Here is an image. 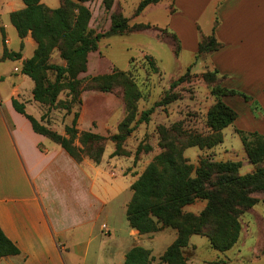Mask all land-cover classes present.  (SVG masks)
<instances>
[{
    "label": "crops",
    "instance_id": "1",
    "mask_svg": "<svg viewBox=\"0 0 264 264\" xmlns=\"http://www.w3.org/2000/svg\"><path fill=\"white\" fill-rule=\"evenodd\" d=\"M162 2L170 24L163 21L162 28L150 22L143 24L174 34L180 49L177 55L172 49L173 55L175 58L186 55L190 70L197 60L201 36L214 32L221 48L198 58L207 60L218 72L225 88L246 95L257 107L254 115L249 109L250 103L242 97L222 98L237 114L230 126L235 134L241 131L263 136L264 0H203L198 8L194 7L196 0H161L146 7L134 21L148 9L160 7ZM23 8L20 0H0V229L19 251L17 255L0 258V264H124L126 253L134 246L150 251L154 258L151 264H161L158 258L176 239V232L163 229L140 235L129 227L125 216L132 196L130 187L153 156H144L137 163L132 157H112L114 145L108 141L98 164L87 158L76 162L59 145L35 133L29 121L14 110L13 99L24 104L25 112L36 120L45 113V107L32 99V80L21 74L23 63L33 56L36 43L30 34L21 41L9 19L10 13ZM185 11L194 14L190 18L198 22V30L192 33L186 32ZM176 21L181 23L175 24ZM149 31L158 41L163 40L156 35L159 31L140 33ZM5 51L21 56L17 60L3 59ZM114 68L99 50L89 53L87 69L80 77L109 74ZM81 99L78 131L102 137L117 133L124 116L120 101L99 92L83 93ZM231 99L246 104L242 115L229 105ZM87 105L91 106L92 113L84 109ZM28 106L36 107V113H29ZM51 129L64 134L62 126ZM212 150L220 155L214 161L240 163L239 175L254 171L243 145L233 154L217 148ZM205 152L197 149L193 156L184 157L198 166ZM205 206V201L197 200L183 211L198 215ZM241 226L236 244L224 253L212 250L207 238L191 236L184 253L190 258L189 264L215 261L231 264L234 259L240 264H264V201L242 215Z\"/></svg>",
    "mask_w": 264,
    "mask_h": 264
},
{
    "label": "trees",
    "instance_id": "2",
    "mask_svg": "<svg viewBox=\"0 0 264 264\" xmlns=\"http://www.w3.org/2000/svg\"><path fill=\"white\" fill-rule=\"evenodd\" d=\"M20 1L24 8L10 13V22L21 41L30 34L36 43L33 56L23 63L21 74L29 77L34 84L33 101L47 110L40 120H36L25 112L24 104L13 99L14 110L29 121L35 133L59 145L76 162L87 158L98 164L106 141L114 143L112 157L130 156V152L124 148L127 135L140 124L147 123L154 108L166 106L176 98L166 94L136 119V103L142 95L134 81L135 60L130 59V67L126 71L113 69L109 74L86 79H79L78 76L87 69L89 53L98 51L99 42L105 37L147 30L159 31L161 36L158 38H169L177 55L180 46L176 36L149 24L130 25L129 20L118 11L111 14L110 27L106 32L95 33L89 28L91 12L85 5L95 0H60L59 7L55 9L48 8L41 0ZM160 1L141 0L133 16L137 17L146 7ZM102 3L110 11L113 0H102ZM220 48L221 44L214 32L209 36L202 35L197 57L214 53ZM53 52H58L62 64L50 61ZM20 56V53L5 51L3 59L17 60ZM144 59L154 73L159 72L152 57L145 56ZM188 72L190 68L185 75ZM185 75L173 82L171 88L182 81ZM217 75L218 72L214 70L212 73H203L202 77L207 84H213L217 81ZM220 82V85L216 84L212 88L217 101L206 114L207 131L185 132L179 124L159 128L158 146L161 152L130 187L132 196L125 216L131 229L140 235L153 234L166 228L176 230V239L158 258L161 264H187L183 249L194 235L206 237L211 249L219 253L230 250L241 233V216L260 201L259 196L264 197V135L236 131L247 160L254 167L250 174L239 175L241 164L238 162L200 158L198 166H194L184 157V152L189 148L211 150L223 142L222 131L233 124L237 114L223 103L222 98L239 96L245 101L250 100L242 93L225 88L222 79ZM117 86L123 90L125 116L116 134L105 138L91 132H79L76 129L78 112L74 113L71 124L64 127L63 135L49 126L48 114L56 109L64 110L65 115L70 114L72 105L80 104L82 92H112ZM63 92H66L67 100H59ZM140 148H137L136 154ZM197 200L206 202L205 208L198 215L183 211L185 206ZM17 254L18 249L0 229V258ZM153 261L149 250L134 246L126 253L124 264H151Z\"/></svg>",
    "mask_w": 264,
    "mask_h": 264
},
{
    "label": "rangeland",
    "instance_id": "3",
    "mask_svg": "<svg viewBox=\"0 0 264 264\" xmlns=\"http://www.w3.org/2000/svg\"><path fill=\"white\" fill-rule=\"evenodd\" d=\"M140 1L141 0H118L117 2H115V0H113L110 11H107L105 9L102 0H95L91 3H86V7H88L89 11L91 12L89 28L95 33L106 32L110 27L111 14L115 11L123 13V15L129 20V24L150 22L160 28L164 27L163 21H166V23L170 24L171 19L165 17V9L163 7L165 5V2H162V5H160V7L156 6L153 9H148V11L144 13V15L138 17L134 21L133 18L135 16H133V14ZM202 1L203 0H196V4H194V7L198 8L199 6H201L200 3ZM45 2H47L48 4H46ZM45 2L43 4L51 9H55L54 7L57 8L60 5V0H45ZM187 3L188 1H186V6H188ZM173 8L175 9L176 7L174 6ZM185 12L187 13V20L183 21L184 15L181 16L182 18L180 20L185 23L186 32L192 33L193 30H198V22H195L194 19L191 20L190 18L194 14L188 13L187 11ZM177 23L180 24L181 22L176 21L175 24ZM201 27H204L203 23H201ZM156 35L157 37L161 36L160 33H156ZM162 39V41H158L156 38L152 37V31H149L146 33H130L127 35H114L105 37L100 40L98 45V51L100 50L102 55L109 59L110 62H112V64H114L116 69L119 71H126L127 69H129L130 59L135 60L136 72L134 73V81L142 95V98H140L136 103V119L139 118L142 112L150 110V108H152L154 104L161 98H163L166 94L168 95V97L176 98V100L166 106L154 108L148 116L147 123L140 124L136 129L133 130L131 134L127 135L128 137L125 141L124 148L126 145L129 147L128 149L126 146L125 150H127V152H130V156L118 157H132L135 163L141 161L144 156H153L154 158L161 152V149L158 146L160 138L159 128L161 127L169 128L173 124H179L180 128L185 132L205 133L207 131L206 114L217 101L212 93V88L214 87V85H220L221 83L220 76L218 75L215 77V80L217 78V81H215V83L213 82V84H207L203 80L202 74L205 72L212 73L214 69L211 68L207 60H203L198 57L197 60L193 62L195 64H193V66L191 67L188 75H185L188 65H191L187 64L189 59L184 54H181L179 58H175L172 51L173 48L171 45V40H169V38L165 36ZM149 55H151L157 62L160 73H154L150 69L148 63L145 61L144 57ZM50 61L52 63L62 64L58 57V52H53ZM81 74H79L78 76L79 79L89 78H81ZM183 75H185L183 80L177 82V84L171 88V84L173 82H176ZM122 91L123 90L120 86L115 87L112 92H101L94 90L84 91L80 95V104L78 105L74 103L71 107L70 114L65 115V111L61 109L52 110L48 114L49 126L65 127L66 125H70L74 113L78 112V114H80L82 108L81 106L83 105L81 99L83 93L99 92L103 94H109L111 96H114V98L120 101L123 105ZM59 100H67L66 92H63L59 95ZM247 102L250 103L251 101L249 100ZM229 105L236 109V111L240 115H242V111L246 109V104L242 101H237V99H231L229 101ZM44 109L45 111L47 110L46 107ZM84 109L88 112V114L92 113L91 111H89L91 110L90 105H87ZM249 109H251V112L255 115L257 111L256 103H250ZM27 110L29 113H36V107L35 109H33L32 107L28 106ZM121 121L119 123H121ZM92 125H94V122L92 123ZM133 125L134 123L131 124V126ZM223 135V142L215 148L221 151H227L230 154L236 153V151L242 148L240 138L233 132L232 126L227 127L223 131ZM107 142L108 141L105 142V145L107 144ZM139 146L141 148L136 154L137 148ZM196 150L197 149L195 148H190L185 151L184 155L193 156ZM204 151H206L204 155L205 157L202 158H209L213 161L220 158V155L216 154L217 151L215 150L213 151L211 149V151ZM152 159L149 161V163L152 161ZM258 198L260 199V201H264V197L259 196ZM120 206L118 203V209ZM111 221L113 222V220ZM166 229H168L169 232H176V230L171 228ZM187 248L188 246L183 249V255L187 260V264H189L190 258H187L186 254H184ZM199 253L201 256H204L205 254L202 251H200ZM216 263L217 262L215 261L206 262L204 264ZM231 264L240 263L234 259Z\"/></svg>",
    "mask_w": 264,
    "mask_h": 264
}]
</instances>
